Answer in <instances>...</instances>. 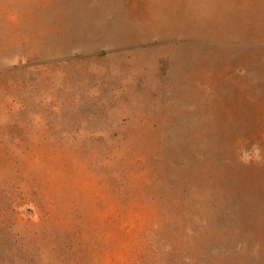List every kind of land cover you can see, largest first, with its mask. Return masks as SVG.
Listing matches in <instances>:
<instances>
[{"label": "rangeland", "instance_id": "1", "mask_svg": "<svg viewBox=\"0 0 264 264\" xmlns=\"http://www.w3.org/2000/svg\"><path fill=\"white\" fill-rule=\"evenodd\" d=\"M239 37L172 0H0V264H264Z\"/></svg>", "mask_w": 264, "mask_h": 264}, {"label": "crops", "instance_id": "2", "mask_svg": "<svg viewBox=\"0 0 264 264\" xmlns=\"http://www.w3.org/2000/svg\"><path fill=\"white\" fill-rule=\"evenodd\" d=\"M172 1L180 13L189 16H236L239 38L248 45L264 47V0Z\"/></svg>", "mask_w": 264, "mask_h": 264}, {"label": "clouds", "instance_id": "3", "mask_svg": "<svg viewBox=\"0 0 264 264\" xmlns=\"http://www.w3.org/2000/svg\"><path fill=\"white\" fill-rule=\"evenodd\" d=\"M254 151H257V153H258V149H254ZM245 156H247V154H245ZM245 162H247V160H245Z\"/></svg>", "mask_w": 264, "mask_h": 264}]
</instances>
